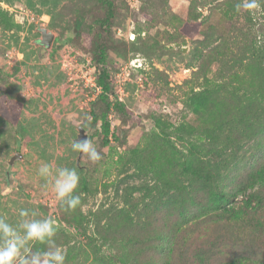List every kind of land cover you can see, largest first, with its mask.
I'll return each mask as SVG.
<instances>
[{
  "label": "rangeland",
  "instance_id": "374dc122",
  "mask_svg": "<svg viewBox=\"0 0 264 264\" xmlns=\"http://www.w3.org/2000/svg\"><path fill=\"white\" fill-rule=\"evenodd\" d=\"M240 2L116 0V15L107 33L100 26L103 10L98 0H0V217L15 225L20 210L27 209L38 219H52L56 244L66 252L65 264H173L182 244L190 247L195 242L189 235L181 240L182 224L197 216L215 221L219 212H204L206 206L200 202L210 207L207 198L212 195L182 169L187 140H198L200 135L177 128L186 123L201 130L208 120L198 119L187 106L189 93L203 90L204 78L195 73L204 67L215 78L219 65L208 66V55L217 44L233 48L224 50L227 56L239 54L238 44L244 45L240 37L251 39L256 34L264 44V0H257L259 8L251 12L237 11ZM81 17L80 31L72 32ZM42 27L56 36L50 48L36 43ZM102 40L114 83L118 84L121 69L130 67L121 96L115 90L110 94L113 103H124L125 112L114 107L110 111L119 138L112 137L106 146L101 121L94 125L91 114L101 92L92 77H97L94 54ZM9 119L22 133L20 142ZM79 126L87 130L100 161L83 154L79 160L71 149ZM164 131L177 150L168 144ZM239 146L233 159L223 154L213 160L227 191L241 188L228 184L231 176L247 175L264 164V132ZM154 151H159V159ZM17 152L24 157L10 166ZM150 159L168 165L176 182L165 185L167 178L149 169ZM53 161L76 168L80 175L76 194L81 203L74 210L56 201L47 181L38 175L42 163ZM244 197L239 193L237 200ZM192 199L195 202L190 203ZM255 218L256 212L250 211L245 225L255 224ZM209 228L219 230L212 223ZM124 230L128 239L132 234L133 239L140 237L141 247L131 249L127 236L120 235ZM252 233L254 248L264 252V225L255 226ZM139 247L144 252L139 253ZM45 249L39 243L33 247V251Z\"/></svg>",
  "mask_w": 264,
  "mask_h": 264
},
{
  "label": "trees",
  "instance_id": "16d2710c",
  "mask_svg": "<svg viewBox=\"0 0 264 264\" xmlns=\"http://www.w3.org/2000/svg\"><path fill=\"white\" fill-rule=\"evenodd\" d=\"M98 2L103 10L100 26L103 31L109 33L116 15V0H98ZM83 20L84 17L77 20L72 32L80 31ZM239 39H242L244 44H238L239 54L227 56L224 50L228 51V48L232 47L228 45L223 47V44H217L209 53L208 66L214 62H218L219 65L215 71V78L209 77L203 70L204 67L195 73L198 79L201 76L204 78L201 82L203 90L190 92L191 102L186 103L197 114L198 119L208 118L203 129L197 130L195 126L186 125V123L180 124L177 128L184 134L194 136L197 132L200 135L199 141L187 140L190 145L187 151L181 152L184 158L182 169L184 175L190 176L193 181L203 185L212 195L207 198V201L212 203L210 207L207 206V202L203 200L200 202L203 207L206 206L204 212H219L215 214V221L210 222L209 218L197 216L182 224L181 240L189 235L195 242L190 247L188 243H183L178 249L179 257L173 264H264V252L254 248L255 234L252 233L255 226L258 229L259 226L264 225V164L256 169L253 168L247 175L231 176L228 184L240 185L241 188L236 191H227L225 190L227 183L221 179L215 166L216 162L213 163V160H219L223 154L233 159L240 143L254 139L264 132V44L256 38V34L252 35L251 39L244 37ZM237 41L238 39L234 40L235 43ZM107 50L104 40L95 50L97 82L102 92L94 102L91 112L94 125L101 121L102 143L105 146L111 143L112 137L117 140L119 138L112 128L110 111L114 107L118 112H125L122 101L117 100L113 103L110 98V94L115 90V83L108 69ZM256 84L259 88H255ZM9 123L14 127L20 142L21 131L12 119H9ZM164 133L168 144L177 150L171 135L165 131ZM154 153V157L159 159V151ZM149 161L152 163L149 167L152 172L156 171L157 175L162 174V179L167 178V181L164 180L165 185L170 186L171 183L176 182L167 171L168 165H157L156 161L151 159ZM166 164L169 163L166 162ZM86 185L87 178L84 176L83 186L86 188ZM250 189L253 191L249 192ZM178 190L185 199V192L181 188ZM239 193L245 195L240 201L237 200ZM193 202L195 199L190 201V203ZM133 206L129 209L130 213L133 212ZM250 211L256 212V222L255 224L248 222L249 224L245 225ZM211 223L214 226L218 225L219 230H211L209 228ZM136 225L138 226L139 223H135ZM138 229L142 230L141 227ZM120 235L122 238L127 236L126 243H132L131 249L135 245L140 246L143 242L140 237L133 239V234L132 238L128 239L129 232L125 230L120 232ZM141 252H144L143 247L139 253Z\"/></svg>",
  "mask_w": 264,
  "mask_h": 264
},
{
  "label": "clouds",
  "instance_id": "9594fccd",
  "mask_svg": "<svg viewBox=\"0 0 264 264\" xmlns=\"http://www.w3.org/2000/svg\"><path fill=\"white\" fill-rule=\"evenodd\" d=\"M236 10L252 11L259 8L257 0H241L235 5ZM71 149L98 162L101 154L89 139L71 142ZM38 175L47 181L50 192L56 201L74 210L81 198L77 195L80 175L76 168L60 167L55 162L42 163ZM21 219L15 224L0 217V264H65L66 252L56 244L57 233L55 222L50 218L38 219L35 212L21 209ZM36 243L46 245L43 251H33Z\"/></svg>",
  "mask_w": 264,
  "mask_h": 264
},
{
  "label": "water",
  "instance_id": "95a60500",
  "mask_svg": "<svg viewBox=\"0 0 264 264\" xmlns=\"http://www.w3.org/2000/svg\"><path fill=\"white\" fill-rule=\"evenodd\" d=\"M39 30L41 32V36L36 40V43L46 48H50L55 41V38H56L55 34L52 31L44 27L40 28ZM78 130H79V134L77 136V140L83 141V140L88 139L89 136H88L87 130L83 126H79ZM23 157L24 156L21 152H17L10 159L9 165L12 166L15 160H22ZM81 157H82V153L79 154V160ZM9 176H10V171H7L8 180H9Z\"/></svg>",
  "mask_w": 264,
  "mask_h": 264
},
{
  "label": "built area",
  "instance_id": "2783aa9c",
  "mask_svg": "<svg viewBox=\"0 0 264 264\" xmlns=\"http://www.w3.org/2000/svg\"><path fill=\"white\" fill-rule=\"evenodd\" d=\"M131 39H135V34H134V33L131 34ZM138 67H141V66H138ZM129 75H130V67H129L128 65H126V66H124V67L121 69V72H120V73L118 74V76H117V83H118V84L115 83V91H116V93L119 94L120 96H121V91H122V89H123V85H124L125 81L127 80L126 77H127V76L129 77ZM92 80H93V81L97 80L96 75H94V77H92ZM98 85H99V84H98ZM97 87H98L99 91L102 92V88H101V86L99 85V86H97ZM101 92H100V93H101Z\"/></svg>",
  "mask_w": 264,
  "mask_h": 264
}]
</instances>
